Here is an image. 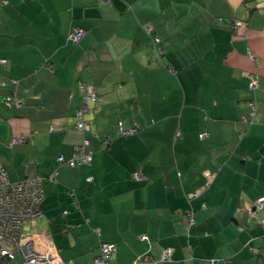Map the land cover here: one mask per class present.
Segmentation results:
<instances>
[{"label": "crops", "instance_id": "1", "mask_svg": "<svg viewBox=\"0 0 264 264\" xmlns=\"http://www.w3.org/2000/svg\"><path fill=\"white\" fill-rule=\"evenodd\" d=\"M11 94L22 104L0 102V167L42 178L29 230L63 261L93 264L110 242L109 264H155L165 248L162 264H264V0H0V95ZM83 139L91 162L59 164Z\"/></svg>", "mask_w": 264, "mask_h": 264}, {"label": "built area", "instance_id": "2", "mask_svg": "<svg viewBox=\"0 0 264 264\" xmlns=\"http://www.w3.org/2000/svg\"><path fill=\"white\" fill-rule=\"evenodd\" d=\"M101 2H108L109 0H100ZM4 3V1H2ZM241 24L236 22V26ZM149 30L151 28L149 27ZM85 30L81 27L75 28L71 34L73 41L77 42L85 35ZM5 60H1L4 63ZM250 77L249 87L254 89L257 86L256 78L248 74ZM84 88L86 96L88 95L92 100L96 95L90 85L81 84ZM0 102L6 106L12 104L20 106L21 100L15 95H0ZM250 113H254V104L251 103ZM88 110L87 104H84L80 110L77 111L79 120L76 123L78 130L86 132L90 130V123L82 119V114ZM118 128L121 135H132L137 132V125L124 129L122 121H118ZM25 134L14 135L9 140V145L14 146L26 140ZM207 137L205 131L200 132L199 138ZM107 142H105L106 145ZM88 144L87 139H83L74 147L73 154L70 159L65 160L62 156H58L57 161L61 165L73 167L75 165L88 164L92 160L91 151H85V146ZM57 172L55 171L48 178L54 180ZM208 176V174H206ZM135 179H143L144 176L140 171H135L131 175ZM86 181L91 182L93 177L86 176ZM208 183H206L207 185ZM74 199V193H69ZM44 199V192L42 188V178L39 175L28 176L23 180L11 181L8 177L7 171L0 167V264H74L71 261H63L58 255L54 245L48 237L37 243L36 236L29 230L28 223L33 222L41 215L40 204ZM76 205V200H73ZM255 210H264V197L255 201ZM66 213V211L64 212ZM189 222L194 223L192 213H187ZM46 236V235H45ZM147 236H142L146 239ZM115 251V245L110 242H101L98 254L93 259V264H108V258ZM172 248H167L162 252L160 261L156 264H161V261L170 259ZM133 264H141L136 261ZM208 264H215L214 259L209 260Z\"/></svg>", "mask_w": 264, "mask_h": 264}, {"label": "trees", "instance_id": "3", "mask_svg": "<svg viewBox=\"0 0 264 264\" xmlns=\"http://www.w3.org/2000/svg\"><path fill=\"white\" fill-rule=\"evenodd\" d=\"M219 21H221V22H223V23H227V24H229V25H231L232 26V28L233 29H236V28H238L239 26H241L242 25V19L240 20V19H234V18H219ZM237 21H240L241 22V24L239 25V26H236V22ZM146 30H147V32L149 33V34H151L152 35V32H151V30H149V27H147L146 28ZM72 39V38H71ZM152 40H153V43L157 46V50L159 51V52H162V48H161V46H158V44H159V38L156 36V35H152ZM80 41V39L77 41V42H79ZM75 42V41H74ZM85 84V83H84ZM85 85H90V84H85ZM91 86V85H90ZM92 87V89H93V91L95 92V95H96V97H95V99L94 100H92L88 95L86 96V92H85V90H84V88H82V94H83V96L84 97H86L85 99H89V100H91V101H97V93H96V91H95V89H94V87L93 86H91ZM251 114V113H250ZM251 115H253V114H251ZM200 134V133H199ZM199 134H198V136H199ZM9 144V143H8ZM91 162V161H90ZM89 162V163H90ZM88 163V164H89ZM86 165V164H85ZM75 166H78V165H75ZM75 166H73V167H75ZM5 169V168H4ZM92 182V181H91ZM43 188V187H42ZM70 192H73L72 190L70 191ZM69 192V193H70ZM74 193V192H73ZM74 197H75V195H74ZM44 200V199H43ZM43 200H42V202H43ZM41 202V203H42ZM40 206H41V204H40ZM41 209V208H40ZM261 211H264V210H261ZM188 222H189V220H188ZM189 224H191L190 222H189ZM193 224V223H192ZM142 236H146V235H142ZM142 236L140 237L141 239H142ZM142 240H148V237L146 238V239H142ZM114 244V243H113ZM115 245V244H114ZM165 249H167V248H165ZM164 249V250H165ZM163 250V251H164ZM115 251H116V247H115ZM114 251V252H115ZM114 252L110 255V257L108 258V264H109V259L111 258V256L114 254ZM171 256H172V254H171ZM161 257H162V255H161ZM144 259H148V260H151L150 258H149V256H145L144 257ZM161 260V258L159 259V260H156L154 263L156 264V262L157 261H160ZM169 260H171V257H170V259H167V260H163V261H161V264L163 263V262H165V261H169ZM136 261H138V262H140L141 264H142V262L144 261L142 258H140V257H138L137 259H135L131 264H133L134 262H136ZM215 261V264H216V260H214ZM185 264H189V261L187 260V259H185Z\"/></svg>", "mask_w": 264, "mask_h": 264}, {"label": "rangeland", "instance_id": "4", "mask_svg": "<svg viewBox=\"0 0 264 264\" xmlns=\"http://www.w3.org/2000/svg\"><path fill=\"white\" fill-rule=\"evenodd\" d=\"M32 226H30V228H31ZM31 230H32V228H31ZM19 262H16V264H18Z\"/></svg>", "mask_w": 264, "mask_h": 264}]
</instances>
